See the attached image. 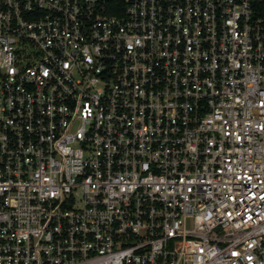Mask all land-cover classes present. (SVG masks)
Here are the masks:
<instances>
[{
	"label": "built area",
	"instance_id": "obj_1",
	"mask_svg": "<svg viewBox=\"0 0 264 264\" xmlns=\"http://www.w3.org/2000/svg\"><path fill=\"white\" fill-rule=\"evenodd\" d=\"M0 264H264V0H0Z\"/></svg>",
	"mask_w": 264,
	"mask_h": 264
}]
</instances>
